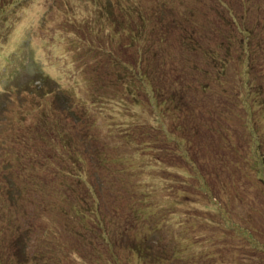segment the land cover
<instances>
[{"label": "rangeland", "instance_id": "1", "mask_svg": "<svg viewBox=\"0 0 264 264\" xmlns=\"http://www.w3.org/2000/svg\"><path fill=\"white\" fill-rule=\"evenodd\" d=\"M121 3L0 0L1 264H264V0Z\"/></svg>", "mask_w": 264, "mask_h": 264}, {"label": "trees", "instance_id": "2", "mask_svg": "<svg viewBox=\"0 0 264 264\" xmlns=\"http://www.w3.org/2000/svg\"><path fill=\"white\" fill-rule=\"evenodd\" d=\"M116 3H117V5L119 6V8L121 9V11H123L124 12V10L122 9V7H120L121 6V0H116ZM185 100V99H184ZM264 156L261 158V163L263 164V168H264ZM260 179H263L264 180V169H262V175L260 176ZM92 197H93V195H92ZM66 214H68V211H67V213ZM67 226H69V221H67V224H66ZM47 226L48 225H46V226H44V228H43V230L45 231V230H47ZM49 228H51L50 226H49ZM78 229V228H77ZM251 235H253V234H251ZM40 242V240H38V243ZM254 246H255V248L257 249V251H259V253L260 252H263L264 251V244H263V242L261 243V242H259L258 240H257V242H256V244H254ZM45 248H41V250H42V252L46 255V256H48L50 259L52 258V260L54 259L56 262H57V260L60 258V257H62V255H63V251L61 250V247L60 246H58L57 245V240L54 242V244H51L50 243V245H46V246H44ZM74 252V251H73ZM53 255H54V258H53ZM46 259L44 258V261H45ZM110 263H112L111 262V259L110 260H106L105 261V263L104 264H110ZM0 264H1V260H0ZM102 264V263H101ZM113 264V263H112Z\"/></svg>", "mask_w": 264, "mask_h": 264}]
</instances>
